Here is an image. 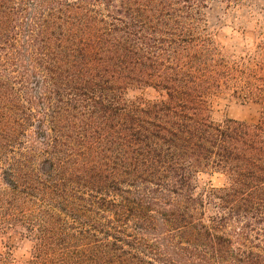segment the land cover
Segmentation results:
<instances>
[{"label":"trees","instance_id":"obj_1","mask_svg":"<svg viewBox=\"0 0 264 264\" xmlns=\"http://www.w3.org/2000/svg\"><path fill=\"white\" fill-rule=\"evenodd\" d=\"M251 1L0 0V264H264V106L210 117L264 96V28L232 58L206 14Z\"/></svg>","mask_w":264,"mask_h":264},{"label":"rangeland","instance_id":"obj_2","mask_svg":"<svg viewBox=\"0 0 264 264\" xmlns=\"http://www.w3.org/2000/svg\"><path fill=\"white\" fill-rule=\"evenodd\" d=\"M210 30L223 52L232 58L243 56L255 40V30L264 28V0H252L248 8H227L223 4L212 6L206 11ZM144 94L152 96L151 90H131L129 98ZM264 106V96L251 101L237 97L228 90H221L210 98V117L214 122L225 119H236L255 123ZM198 188L218 187L223 178L218 173L200 174ZM30 243L16 233L0 235V255L4 254L9 261L20 263L29 256Z\"/></svg>","mask_w":264,"mask_h":264}]
</instances>
